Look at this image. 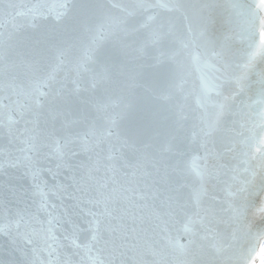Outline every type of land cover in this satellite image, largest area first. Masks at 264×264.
Wrapping results in <instances>:
<instances>
[{"label":"snow or ice","instance_id":"snow-or-ice-1","mask_svg":"<svg viewBox=\"0 0 264 264\" xmlns=\"http://www.w3.org/2000/svg\"><path fill=\"white\" fill-rule=\"evenodd\" d=\"M262 238L264 0H0V264Z\"/></svg>","mask_w":264,"mask_h":264},{"label":"water","instance_id":"water-1","mask_svg":"<svg viewBox=\"0 0 264 264\" xmlns=\"http://www.w3.org/2000/svg\"><path fill=\"white\" fill-rule=\"evenodd\" d=\"M52 3H56V0H51ZM255 252L253 253L251 259L249 260V264H262V250L264 246V238L258 239L254 242Z\"/></svg>","mask_w":264,"mask_h":264},{"label":"bare ground","instance_id":"bare-ground-1","mask_svg":"<svg viewBox=\"0 0 264 264\" xmlns=\"http://www.w3.org/2000/svg\"><path fill=\"white\" fill-rule=\"evenodd\" d=\"M262 258H263V261H264V255H263V252H262ZM263 261H262V264H263Z\"/></svg>","mask_w":264,"mask_h":264},{"label":"rangeland","instance_id":"rangeland-1","mask_svg":"<svg viewBox=\"0 0 264 264\" xmlns=\"http://www.w3.org/2000/svg\"><path fill=\"white\" fill-rule=\"evenodd\" d=\"M262 251H263V255H264V246H263V250ZM263 264H264V261H263Z\"/></svg>","mask_w":264,"mask_h":264}]
</instances>
